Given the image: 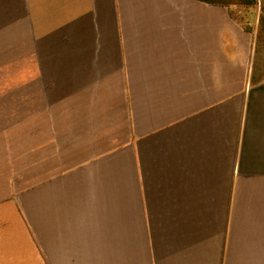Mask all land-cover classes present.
I'll use <instances>...</instances> for the list:
<instances>
[{"label":"crops","instance_id":"1","mask_svg":"<svg viewBox=\"0 0 264 264\" xmlns=\"http://www.w3.org/2000/svg\"><path fill=\"white\" fill-rule=\"evenodd\" d=\"M0 264H264V0H0Z\"/></svg>","mask_w":264,"mask_h":264},{"label":"trees","instance_id":"2","mask_svg":"<svg viewBox=\"0 0 264 264\" xmlns=\"http://www.w3.org/2000/svg\"><path fill=\"white\" fill-rule=\"evenodd\" d=\"M205 1L211 4H221V5H228L229 3H231V0H205ZM237 2L246 5H252L254 3V0H238Z\"/></svg>","mask_w":264,"mask_h":264},{"label":"rangeland","instance_id":"3","mask_svg":"<svg viewBox=\"0 0 264 264\" xmlns=\"http://www.w3.org/2000/svg\"><path fill=\"white\" fill-rule=\"evenodd\" d=\"M238 0H231V3H229L228 5L234 3V4H238L240 2H237ZM241 4V3H240ZM244 6H247L246 4H244ZM21 134L20 132L18 133V135Z\"/></svg>","mask_w":264,"mask_h":264}]
</instances>
